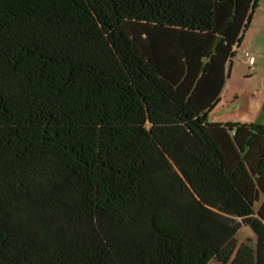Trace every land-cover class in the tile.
Wrapping results in <instances>:
<instances>
[{"label":"trees","instance_id":"16d2710c","mask_svg":"<svg viewBox=\"0 0 264 264\" xmlns=\"http://www.w3.org/2000/svg\"><path fill=\"white\" fill-rule=\"evenodd\" d=\"M257 1L0 0V264H264V123L207 120Z\"/></svg>","mask_w":264,"mask_h":264},{"label":"rangeland","instance_id":"374dc122","mask_svg":"<svg viewBox=\"0 0 264 264\" xmlns=\"http://www.w3.org/2000/svg\"><path fill=\"white\" fill-rule=\"evenodd\" d=\"M235 55L226 64V79L218 102L208 112L207 120L225 124L264 123V0H258L244 35L235 48ZM245 52L254 56L250 66ZM236 247L248 243L256 247V236L241 224L236 235ZM208 264H222L211 260ZM230 264V262L226 263Z\"/></svg>","mask_w":264,"mask_h":264},{"label":"built area","instance_id":"2783aa9c","mask_svg":"<svg viewBox=\"0 0 264 264\" xmlns=\"http://www.w3.org/2000/svg\"><path fill=\"white\" fill-rule=\"evenodd\" d=\"M244 56L247 58V62L250 66L254 65V56L250 54L249 52H245Z\"/></svg>","mask_w":264,"mask_h":264}]
</instances>
